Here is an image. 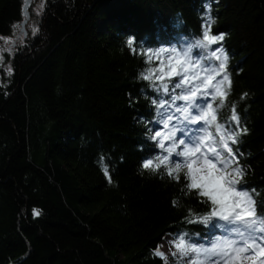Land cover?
<instances>
[{
	"label": "trees",
	"instance_id": "trees-1",
	"mask_svg": "<svg viewBox=\"0 0 264 264\" xmlns=\"http://www.w3.org/2000/svg\"><path fill=\"white\" fill-rule=\"evenodd\" d=\"M32 1L0 0V44L12 40L0 61V264H166L156 255L166 235L187 232L205 246L222 231L187 222L213 206L187 189L186 166L179 179L168 175L183 157L155 172L142 166L168 155L149 129L163 139L182 120L186 102L172 101L186 94L174 87L181 80L212 105L206 119L215 121L193 127L207 128L202 151L217 169L212 149L228 152L216 125L247 129L227 142V171L244 170L236 190L264 215V0H42L36 32L18 29V40ZM209 15V34L225 38L199 46Z\"/></svg>",
	"mask_w": 264,
	"mask_h": 264
},
{
	"label": "snow or ice",
	"instance_id": "snow-or-ice-1",
	"mask_svg": "<svg viewBox=\"0 0 264 264\" xmlns=\"http://www.w3.org/2000/svg\"><path fill=\"white\" fill-rule=\"evenodd\" d=\"M210 7V5H209ZM214 23L211 15L206 18V29L203 32V41H198L199 46H204V42L208 45L217 44L224 40V34L210 35V28ZM35 32V29H34ZM129 46L133 44L132 40L128 41ZM222 48H217L211 53V56L220 59L217 53L222 52ZM227 56L219 63L220 70H226ZM179 63V61L177 62ZM215 71V69H213ZM8 73L11 75L12 69L8 68ZM148 75L142 73V78L145 80H152L151 72L153 69L149 68ZM170 75H179L175 68L172 69ZM187 78V77H185ZM161 79V77H157ZM227 82L229 87L231 84L229 75L225 74L221 84ZM175 89H182L186 94L173 95L172 101H184V106L178 107L177 112L182 114V120L178 125H174L163 139L160 132H156L155 135H151V129H149L148 138L156 141L157 147L167 152L168 155H156L155 157H149L144 160L143 168L151 169L155 172L161 165L165 167L169 164V156L175 154L176 157H183V164L177 163L174 167H168V175L173 179H179L178 174L182 167H187L185 173V179L189 181L186 187L189 191L192 189H200L199 195L207 197L211 201L213 206L212 211L203 216H192L191 219H187L188 223H204L210 228L215 227L222 230L223 235L214 237L210 243V247H204L203 245L197 246L191 242L192 237L189 233L185 232L179 236L176 241V248L181 257H188L192 254V264H212V257H217L216 264H244V262L251 260L249 255H245L250 249L258 250L259 256H264V247H261L257 241L262 237L258 234H264V215H257L256 213V201L253 196L246 190H236V184H238L244 175V170L239 166L232 168L231 171H227L229 166L234 163V157L232 149L228 147V141L232 144L238 143V137L241 132H247L246 128H241L239 131H226L223 124H217L216 129L218 133H222L219 140V145L222 146L227 152L228 157L221 158L219 152L215 148L212 149L213 156L223 164V170L217 169L212 160L204 156L201 153V147L207 138V128L196 126L198 121L204 120L206 124H211L215 121L216 117L212 116L211 120H207L209 116V110L212 109L211 104H207L206 100L197 99L196 89H186L184 86V80H181L174 85ZM163 89L164 93L168 92V83H162L159 86ZM201 96L207 95L206 93H200ZM227 90L221 93V96H226ZM223 102V101H221ZM156 103V101H153ZM164 101H161L158 107H164ZM207 104V110L205 109ZM172 120V116H167L163 119L165 128H168L169 121ZM232 121L239 123V117L233 113L231 116ZM180 136H177V133ZM201 132L204 135H201ZM170 141L168 147H165L164 141ZM182 146L181 151H177V148ZM200 153L198 156L197 154ZM229 157H233L229 159ZM199 165V166H197ZM105 175H108L105 170ZM33 216H39L41 213L38 209H33ZM213 217H217L218 221L213 223ZM224 221V223H219ZM156 255H161L159 251ZM201 256L203 257L201 259ZM182 264V262H178ZM252 264H257L256 260H252ZM260 264H264L261 261Z\"/></svg>",
	"mask_w": 264,
	"mask_h": 264
},
{
	"label": "rangeland",
	"instance_id": "rangeland-1",
	"mask_svg": "<svg viewBox=\"0 0 264 264\" xmlns=\"http://www.w3.org/2000/svg\"><path fill=\"white\" fill-rule=\"evenodd\" d=\"M32 5L30 6V10L28 11L29 15H26L25 18V25L23 24V30H25L26 33H29L30 35L34 34L36 32V23L38 20V15H39V10H40V6L42 3V0H34L32 1ZM18 29L15 31V34L17 35V39L20 40L21 39V33H18ZM35 29V32H34ZM25 33V34H26ZM11 38H7V39H2L1 44H0V61L2 59L1 53H5L9 59V56L12 53V47H10L11 45ZM203 146L201 147V153H203ZM198 156L200 155V153L197 154ZM204 155V153H203ZM205 156V155H204ZM199 166V165H197ZM223 233L222 231H220L215 237L217 236H222ZM260 235L262 238L260 240L257 241V243L261 246L264 247V235L263 234H258ZM164 243H162V245L158 244V246L156 247V252L159 251L161 253V255H158V257H160V259L166 263V264H178V262H182V264H192V259H191V255L188 257H181L177 251L176 248V241L172 236L170 235H166L164 237ZM163 240L161 242H163ZM210 243L209 241L206 242L204 247H210ZM245 255H249L252 259L248 260L246 262H244V264H252V260H256L257 264H260L261 261H264V258L262 256H259L258 254V250H252L250 249L247 253H245ZM202 257V256H201ZM212 264H216V261L218 260L217 257H212ZM222 264V262H221Z\"/></svg>",
	"mask_w": 264,
	"mask_h": 264
},
{
	"label": "water",
	"instance_id": "water-1",
	"mask_svg": "<svg viewBox=\"0 0 264 264\" xmlns=\"http://www.w3.org/2000/svg\"><path fill=\"white\" fill-rule=\"evenodd\" d=\"M24 7H25V6H24ZM24 10H25V8H23V11H24ZM23 23H24V22L21 23L20 30L23 32L22 34L24 35V31H23Z\"/></svg>",
	"mask_w": 264,
	"mask_h": 264
},
{
	"label": "bare ground",
	"instance_id": "bare-ground-1",
	"mask_svg": "<svg viewBox=\"0 0 264 264\" xmlns=\"http://www.w3.org/2000/svg\"><path fill=\"white\" fill-rule=\"evenodd\" d=\"M162 243H164V240H163V242H161V244H160V245H162Z\"/></svg>",
	"mask_w": 264,
	"mask_h": 264
}]
</instances>
